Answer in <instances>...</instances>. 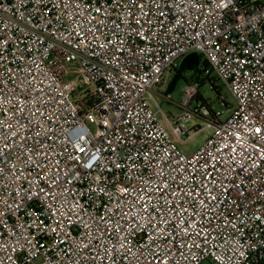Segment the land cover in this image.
I'll return each mask as SVG.
<instances>
[{
	"label": "built area",
	"instance_id": "1",
	"mask_svg": "<svg viewBox=\"0 0 264 264\" xmlns=\"http://www.w3.org/2000/svg\"><path fill=\"white\" fill-rule=\"evenodd\" d=\"M212 77L235 105L189 109ZM207 260L264 264V0H0V264Z\"/></svg>",
	"mask_w": 264,
	"mask_h": 264
},
{
	"label": "rangeland",
	"instance_id": "2",
	"mask_svg": "<svg viewBox=\"0 0 264 264\" xmlns=\"http://www.w3.org/2000/svg\"><path fill=\"white\" fill-rule=\"evenodd\" d=\"M204 61V59H203ZM181 63L178 62V65L170 70V72L163 78V82L157 84L153 87L152 93L155 97L158 106L154 101L151 100V106L155 111H158L159 119L165 123L164 117L159 111L161 109L163 113H165L169 119L176 120L181 117L186 109L185 106L182 105L183 96L186 88L188 87L190 81L195 80L200 77V72L204 68V62H199L198 64H194V68H191V65L186 68H181ZM69 73L67 74L68 78L74 77V75H78V68L75 65L69 66ZM217 85L221 87V93L227 99V103L230 105H235V100L233 96L230 94L228 89L222 85L220 81H217ZM170 93L171 97L166 98L165 96ZM209 101L213 110L225 109V106L222 104V100L218 99V93L212 89L211 85L207 80H201V85L199 88V97L193 101L189 107V109L193 110L201 104L203 106L205 103L203 101ZM231 112L229 111L227 115L229 116ZM202 114H194L192 119L187 121L185 124L188 128H193V126H205L206 119ZM89 126L94 129V125L92 123ZM213 129L206 128L197 133L193 138L187 141H178V147L186 152L191 153L195 150L199 149L210 137L212 134ZM185 138V135H183ZM202 264H215L214 262L207 260L204 261Z\"/></svg>",
	"mask_w": 264,
	"mask_h": 264
},
{
	"label": "trees",
	"instance_id": "3",
	"mask_svg": "<svg viewBox=\"0 0 264 264\" xmlns=\"http://www.w3.org/2000/svg\"><path fill=\"white\" fill-rule=\"evenodd\" d=\"M199 56V62H204V66H207V61H203V58L202 56L198 55ZM184 60V59H183ZM182 60V61H183ZM187 66L186 65H183L181 64V68H186ZM195 66H191V68H194ZM207 81L209 82V84L211 85L212 89H214L217 93H218V99L220 100L222 97H224L221 93V87L217 85V81H220L218 78L216 77H212V78H209L207 79ZM221 82V81H220ZM222 83V82H221ZM223 86H225L223 83H222ZM226 87V86H225Z\"/></svg>",
	"mask_w": 264,
	"mask_h": 264
},
{
	"label": "water",
	"instance_id": "4",
	"mask_svg": "<svg viewBox=\"0 0 264 264\" xmlns=\"http://www.w3.org/2000/svg\"><path fill=\"white\" fill-rule=\"evenodd\" d=\"M199 63V56L197 53H192L184 58L181 64L186 65L189 67L190 65L198 64Z\"/></svg>",
	"mask_w": 264,
	"mask_h": 264
}]
</instances>
